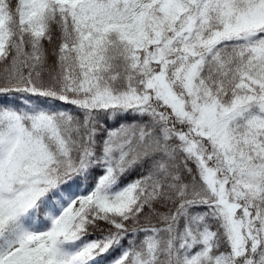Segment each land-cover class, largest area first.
<instances>
[{"label": "snow or ice", "instance_id": "snow-or-ice-1", "mask_svg": "<svg viewBox=\"0 0 264 264\" xmlns=\"http://www.w3.org/2000/svg\"><path fill=\"white\" fill-rule=\"evenodd\" d=\"M0 264H264V0H0Z\"/></svg>", "mask_w": 264, "mask_h": 264}]
</instances>
